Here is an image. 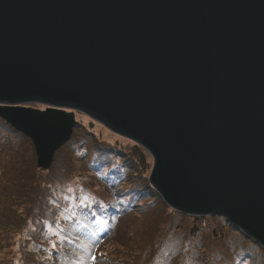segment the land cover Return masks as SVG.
<instances>
[{
  "label": "water",
  "instance_id": "water-1",
  "mask_svg": "<svg viewBox=\"0 0 264 264\" xmlns=\"http://www.w3.org/2000/svg\"><path fill=\"white\" fill-rule=\"evenodd\" d=\"M75 113L149 153L169 208L264 249V0H0V118L37 168Z\"/></svg>",
  "mask_w": 264,
  "mask_h": 264
},
{
  "label": "rangeland",
  "instance_id": "rangeland-1",
  "mask_svg": "<svg viewBox=\"0 0 264 264\" xmlns=\"http://www.w3.org/2000/svg\"><path fill=\"white\" fill-rule=\"evenodd\" d=\"M75 116L84 127L73 129L48 170L37 168L30 139L0 118V264H171L156 251L164 239L179 240L188 253L172 255L177 264H222L251 243L264 252L222 217L195 218L169 208L148 182V152ZM83 195L89 199L81 208ZM255 247L249 254L264 264Z\"/></svg>",
  "mask_w": 264,
  "mask_h": 264
},
{
  "label": "trees",
  "instance_id": "trees-1",
  "mask_svg": "<svg viewBox=\"0 0 264 264\" xmlns=\"http://www.w3.org/2000/svg\"><path fill=\"white\" fill-rule=\"evenodd\" d=\"M79 126H81V127H84V126H82V125H79ZM9 127L12 129V127L9 125ZM14 130V129H13ZM73 133V132H72ZM71 140V139H70ZM69 142V141H68ZM67 142V143H68ZM66 143V144H67ZM65 145V144H64ZM63 145V146H64ZM33 146V145H32ZM53 161V160H52ZM52 164V163H51ZM106 179H109V178H106ZM195 218H197V217H195ZM195 218H193V220L195 219ZM220 220H223V218H219ZM93 222H95V220L93 219L92 220ZM224 223H226V222H224ZM228 226H230V225H228ZM232 227V226H231ZM232 229H233V227H232ZM221 231H222V229H220L219 230V233H221ZM212 232H215V230H212ZM221 235H224V233H221ZM188 242V241H187ZM180 243V241L178 240V241H174L173 239H171V240H169L168 242H167V239H164V240H162L159 244H158V246H157V248H156V251L157 250H161V255H160V259L159 260H162V261H165V262H169V263H171V264H177L178 263V261H179V259H177L176 257H173L172 255H180V256H183V255H185V254H188L187 252H184L183 250H181L179 247H178V244ZM181 243H184L185 244V246H186V248L188 249V246H189V244H188V246L186 245V242H181ZM255 247L252 243L251 244H249V247L250 248H247V247H245V248H240L239 246H238V248H237V253L234 255H232V260H230V261H226V262H224V263H222V264H258L255 260H254V258H252V256L249 254V249H251V248H253V247ZM256 249H258L261 253H263L264 254V252L262 251V250H260L259 248H257V247H255ZM240 251V252H239ZM242 252H244V253H242ZM239 253H241V254H239ZM161 261V262H162ZM253 261V262H252ZM133 262V261H132ZM255 262V263H254ZM127 264H129V263H127Z\"/></svg>",
  "mask_w": 264,
  "mask_h": 264
},
{
  "label": "snow or ice",
  "instance_id": "snow-or-ice-1",
  "mask_svg": "<svg viewBox=\"0 0 264 264\" xmlns=\"http://www.w3.org/2000/svg\"><path fill=\"white\" fill-rule=\"evenodd\" d=\"M68 192H72V189L71 188H69L68 189ZM88 196L87 195H83V196H80L79 198H78V200H79V205L78 206H80L81 208H84L86 205H87V202H88ZM70 207L72 206V205H69ZM65 219H67V217H65ZM96 259V257L95 256H92V260H95Z\"/></svg>",
  "mask_w": 264,
  "mask_h": 264
}]
</instances>
